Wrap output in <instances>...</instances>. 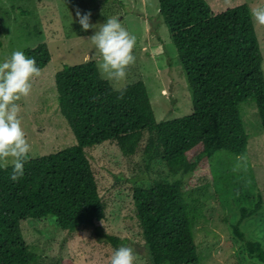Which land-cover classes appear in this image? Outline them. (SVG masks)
Listing matches in <instances>:
<instances>
[{"label": "trees", "instance_id": "trees-1", "mask_svg": "<svg viewBox=\"0 0 264 264\" xmlns=\"http://www.w3.org/2000/svg\"><path fill=\"white\" fill-rule=\"evenodd\" d=\"M157 1L192 90L191 112L158 121L141 76L123 87L124 97L118 99V89L102 78L92 60L57 71L59 111L75 144L37 158L29 156L23 176L15 182L10 179L11 165L0 168V264L38 262L39 255L29 250L21 230L28 218L53 215L58 227L69 233L104 219L106 204L88 158L104 142H115L126 157L140 155L147 169L158 162L177 178L154 180L149 187H135L132 192L151 264H200L193 230L199 215L195 193L217 176L210 168L215 160L226 155L219 162L226 169L220 179L228 186L233 178L237 197L249 199L234 167L248 147L241 104L255 101L264 130L263 55L251 10L242 2L213 13L205 0ZM24 54L34 58L40 70L50 62L45 43L26 48ZM247 178H252L250 173ZM261 208L259 193L249 209H241L231 229L244 242L248 257L264 264L262 244L247 239L240 229L243 220ZM107 238L115 248L126 244V239L114 235ZM55 264L73 261L62 259Z\"/></svg>", "mask_w": 264, "mask_h": 264}, {"label": "rangeland", "instance_id": "rangeland-1", "mask_svg": "<svg viewBox=\"0 0 264 264\" xmlns=\"http://www.w3.org/2000/svg\"><path fill=\"white\" fill-rule=\"evenodd\" d=\"M211 12L220 13L239 3L250 10L264 6V0H205ZM27 13L22 15V11ZM77 10L83 15L91 13L90 23L99 26L109 17H117L130 34L136 36L133 50L135 63L128 68L125 80H107L114 89H121L138 79L144 81L156 119H175L192 110V90L186 72L180 63L171 34L158 13L157 0H0V62L15 50L33 49L45 43L50 62L38 77L32 78V89L17 103L26 138L31 145L30 158L59 151L75 144L74 135L59 111L55 73L64 66L87 61L101 62L90 36L95 29L81 30ZM254 27L263 55L264 26ZM154 86V87H153ZM243 126L248 135L246 160L239 167L242 188L249 199L242 200L228 179H220L226 169L222 159L210 167L217 176L197 188L195 202L199 215L194 225V236L200 254V264H263L250 259L244 251V242L232 232L231 226L240 217L242 208L249 209L257 195L263 197V208L243 220L240 229L246 238L258 241L264 249V130L254 100L239 107ZM96 173L102 200L105 202L104 219L94 227L73 233L61 230L56 217L28 218L21 230L29 250L39 255L36 264H55L72 258L73 264H109L115 247L107 235L126 239L136 259L134 264H151L145 255L136 209L133 201L135 187H149L154 180L174 181L158 162L145 167L140 155L126 157L115 142H104L88 153ZM238 163V161H237ZM9 165H11L9 163ZM248 165V170L245 168ZM234 172V170H233ZM250 173L252 178L245 179ZM187 179V177H185ZM251 203V204H250ZM121 246V245H120Z\"/></svg>", "mask_w": 264, "mask_h": 264}, {"label": "clouds", "instance_id": "clouds-1", "mask_svg": "<svg viewBox=\"0 0 264 264\" xmlns=\"http://www.w3.org/2000/svg\"><path fill=\"white\" fill-rule=\"evenodd\" d=\"M91 13L76 12L81 30L95 29L89 38L98 51L101 62L98 70L101 76L111 81L127 78L128 68L135 63L133 50L136 36L125 29L117 17H109L103 24L90 23ZM253 20L264 26V6L252 8ZM41 70L34 58L27 57L23 51L15 50L3 62H0V168L12 166L10 179L18 181L24 174V164L29 157L31 145L26 138L20 118L21 106L18 101L27 97L32 89V78L38 77ZM118 99H123L126 89H118ZM246 157H237L239 169ZM136 259L132 247L121 245L114 249L109 264H134Z\"/></svg>", "mask_w": 264, "mask_h": 264}, {"label": "bare ground", "instance_id": "bare-ground-1", "mask_svg": "<svg viewBox=\"0 0 264 264\" xmlns=\"http://www.w3.org/2000/svg\"><path fill=\"white\" fill-rule=\"evenodd\" d=\"M154 87V86H153Z\"/></svg>", "mask_w": 264, "mask_h": 264}]
</instances>
